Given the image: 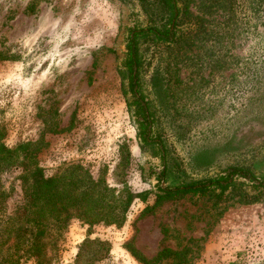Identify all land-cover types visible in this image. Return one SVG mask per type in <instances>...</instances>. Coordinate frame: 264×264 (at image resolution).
<instances>
[{
  "label": "rangeland",
  "instance_id": "obj_1",
  "mask_svg": "<svg viewBox=\"0 0 264 264\" xmlns=\"http://www.w3.org/2000/svg\"><path fill=\"white\" fill-rule=\"evenodd\" d=\"M179 41H142L141 91L158 147L139 137L124 67L131 30L168 26L158 0H0V132L32 143L48 176L69 164L132 202L121 225L75 219L51 264H75L82 244L109 248L97 264H264V0H182ZM236 176L220 197L189 194L156 204L161 189ZM166 170V175L163 172ZM20 170L0 173L14 185ZM5 256L20 241L0 234ZM19 264H34L23 258Z\"/></svg>",
  "mask_w": 264,
  "mask_h": 264
},
{
  "label": "trees",
  "instance_id": "obj_2",
  "mask_svg": "<svg viewBox=\"0 0 264 264\" xmlns=\"http://www.w3.org/2000/svg\"><path fill=\"white\" fill-rule=\"evenodd\" d=\"M168 12V26L159 28L150 26L131 30L127 44V57L124 67L129 76L130 91L134 94L131 105L139 117V137L145 146L158 147L152 135L154 122L149 102L141 91V72L144 60L140 51L142 41H153L161 44H176L179 41V24L183 16L190 15V6L186 2L182 10V0H158ZM263 0H260L262 2ZM0 132V173L9 169L20 170L16 180L19 182L20 199L11 209L9 199L18 192L14 185L8 189L0 187V234L6 230L8 237L14 236L20 241L15 253L5 256L4 242L0 239V264H19L23 258L32 260L34 264H51L53 258L48 256V246L57 247L71 222L75 219L86 224L99 223L121 225L133 200L131 192L127 198L115 195L104 179H95L92 173L82 165L69 164L53 176H48L40 166L38 156L33 152L32 143H19L11 148L5 143ZM166 175V170L163 172ZM236 176L255 180L249 171L231 167L225 175L206 180L184 183L176 187L161 189L156 204L165 200H173L189 194L207 195L220 189V197L234 186ZM264 187V186H263ZM132 253L143 264H157L163 258L172 256L174 252L163 249L156 257L149 260L135 248ZM109 248L101 240L87 239L81 246L75 264H97L105 258Z\"/></svg>",
  "mask_w": 264,
  "mask_h": 264
}]
</instances>
